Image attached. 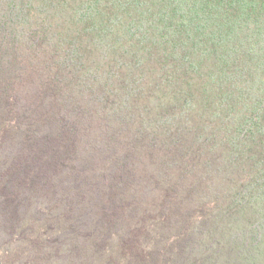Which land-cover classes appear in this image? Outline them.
<instances>
[{"label":"rangeland","instance_id":"1","mask_svg":"<svg viewBox=\"0 0 264 264\" xmlns=\"http://www.w3.org/2000/svg\"><path fill=\"white\" fill-rule=\"evenodd\" d=\"M56 22L49 43L0 32V264H264V205L227 212L244 178L223 128L245 112L233 102L222 123L218 94L237 80L202 87L222 55L263 79L256 56L210 42L192 57L179 41L177 56L100 60L101 75L85 52L67 59ZM108 62L116 93L94 79Z\"/></svg>","mask_w":264,"mask_h":264},{"label":"trees","instance_id":"2","mask_svg":"<svg viewBox=\"0 0 264 264\" xmlns=\"http://www.w3.org/2000/svg\"><path fill=\"white\" fill-rule=\"evenodd\" d=\"M5 4L9 5L7 9ZM58 16L65 30L61 39L68 44L65 50L67 59H76L79 63L85 52V58L89 57L96 65L95 72L100 71L101 75L102 66L97 64L100 60L110 57L126 59V68L130 58L137 60L139 56L149 55L152 48L164 58L168 53L177 56L183 52L177 45L181 41L192 57L204 54L207 51L205 45L210 42L215 47L214 52L224 51L228 43L234 42L237 48H244L256 56L257 69L262 70L264 77V0H0V32L15 31L14 42L18 34L29 31L28 36L31 32L39 39L37 34L40 32L42 40L49 43V26L52 22L57 25ZM85 42L91 49L85 50ZM186 57L187 52L181 59ZM225 58L229 59L228 56ZM1 61L5 62L4 58ZM194 61L191 59L189 67ZM197 63L194 65L201 68ZM112 68V63L108 62L102 69L108 75L103 83L94 76L99 92H104L108 86L117 92L118 87L110 78L116 76ZM208 74L202 86L208 90L237 80L238 85L231 83L232 90L228 91L227 99L218 94V108L222 112L219 121L223 123V117L230 115L229 107L233 102L242 105L240 110L245 112L238 122H232L237 123L235 130L223 128L228 151L225 163L241 162L244 178L233 187V200L229 202L230 208L227 205V212L252 216L257 207L264 205V78H259L257 70L250 75L238 69L235 61L224 60V55L219 56L217 66L209 69ZM213 79L217 82L213 83ZM103 102L106 106L108 97ZM216 139L217 136H212L209 143L216 144ZM252 231L257 249L262 248L264 227Z\"/></svg>","mask_w":264,"mask_h":264},{"label":"clouds","instance_id":"3","mask_svg":"<svg viewBox=\"0 0 264 264\" xmlns=\"http://www.w3.org/2000/svg\"><path fill=\"white\" fill-rule=\"evenodd\" d=\"M4 7H5V9H7L9 7V5L5 4Z\"/></svg>","mask_w":264,"mask_h":264}]
</instances>
